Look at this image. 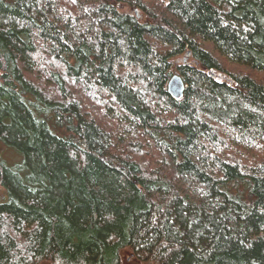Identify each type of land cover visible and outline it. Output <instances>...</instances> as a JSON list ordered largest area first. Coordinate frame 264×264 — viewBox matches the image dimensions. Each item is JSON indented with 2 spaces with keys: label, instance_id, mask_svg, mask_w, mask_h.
Wrapping results in <instances>:
<instances>
[{
  "label": "trees",
  "instance_id": "obj_1",
  "mask_svg": "<svg viewBox=\"0 0 264 264\" xmlns=\"http://www.w3.org/2000/svg\"><path fill=\"white\" fill-rule=\"evenodd\" d=\"M0 188V264H264V0H0Z\"/></svg>",
  "mask_w": 264,
  "mask_h": 264
},
{
  "label": "water",
  "instance_id": "obj_2",
  "mask_svg": "<svg viewBox=\"0 0 264 264\" xmlns=\"http://www.w3.org/2000/svg\"><path fill=\"white\" fill-rule=\"evenodd\" d=\"M168 92L175 100H180L183 98L185 93V83L180 76L175 75L171 78L168 84Z\"/></svg>",
  "mask_w": 264,
  "mask_h": 264
},
{
  "label": "rangeland",
  "instance_id": "obj_3",
  "mask_svg": "<svg viewBox=\"0 0 264 264\" xmlns=\"http://www.w3.org/2000/svg\"><path fill=\"white\" fill-rule=\"evenodd\" d=\"M216 1V0H215ZM180 60H184V57H182V58H179ZM3 154L2 155H4V157H5V159L9 162V163H13V164H15V163H17L16 161L18 160V162H19V156H16L13 152H11V151H7V150H4V152H2ZM6 194V192L3 190V189H1L0 188V198L2 197V196H4ZM124 264H138V263H134L133 262V260H131V257L130 256H127V254H126V256H125V263Z\"/></svg>",
  "mask_w": 264,
  "mask_h": 264
}]
</instances>
